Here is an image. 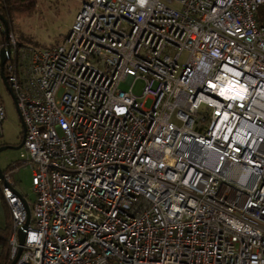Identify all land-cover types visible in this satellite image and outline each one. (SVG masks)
I'll return each mask as SVG.
<instances>
[{
  "label": "built area",
  "instance_id": "1",
  "mask_svg": "<svg viewBox=\"0 0 264 264\" xmlns=\"http://www.w3.org/2000/svg\"><path fill=\"white\" fill-rule=\"evenodd\" d=\"M262 3L83 0L60 42L7 30L13 264H264ZM137 77L142 94L118 87ZM6 118L0 95V135ZM23 163L32 204L10 179Z\"/></svg>",
  "mask_w": 264,
  "mask_h": 264
},
{
  "label": "rangeland",
  "instance_id": "2",
  "mask_svg": "<svg viewBox=\"0 0 264 264\" xmlns=\"http://www.w3.org/2000/svg\"><path fill=\"white\" fill-rule=\"evenodd\" d=\"M83 0H37L33 13L23 15L13 20L11 30L15 34L17 41L25 45L44 46L51 43L62 41L63 35L72 23L76 12L78 11ZM256 19L261 18L260 23L264 24V3L259 5L256 11ZM258 20V19H257ZM4 29V27H3ZM2 31L0 30V40ZM42 44V45H41ZM186 53L180 56V63L183 62ZM144 81L137 77L130 84L127 80H120L119 88L128 89L130 86L132 91L140 95L142 94ZM2 94L7 103L8 116L1 126V141H8L12 145H16L21 141L20 132V115L16 108L13 95L1 80ZM61 89L57 92L60 95ZM145 106L151 104L150 97L140 98ZM15 126L16 129H15ZM19 151L16 148H5L0 150V168L5 169L10 166L12 161L18 160ZM10 179L16 184L28 201L31 203L35 197V192L31 182V168L27 164H20L17 168L13 167ZM32 204V203H31Z\"/></svg>",
  "mask_w": 264,
  "mask_h": 264
},
{
  "label": "trees",
  "instance_id": "3",
  "mask_svg": "<svg viewBox=\"0 0 264 264\" xmlns=\"http://www.w3.org/2000/svg\"><path fill=\"white\" fill-rule=\"evenodd\" d=\"M37 0H0V15L7 23V28L11 30V24L14 19L33 13L36 7ZM263 4V3H262ZM258 22L261 21V18H257ZM262 22V21H261ZM264 22V21H263ZM260 23V22H259ZM262 24V23H260ZM3 22L0 19V30L2 31L1 40L5 39V31L3 29ZM57 43V41L55 42ZM42 45V44H41ZM36 46V45H35ZM46 46V45H44ZM40 47V46H39ZM4 143H0L2 145ZM4 169H1L3 171ZM9 231V224L4 228H0V243L2 245V253L0 257V264H9L11 259H8V244H7V235Z\"/></svg>",
  "mask_w": 264,
  "mask_h": 264
},
{
  "label": "water",
  "instance_id": "4",
  "mask_svg": "<svg viewBox=\"0 0 264 264\" xmlns=\"http://www.w3.org/2000/svg\"><path fill=\"white\" fill-rule=\"evenodd\" d=\"M0 19L2 20L3 22V26H4V31L5 33L7 32L8 28H7V23L6 21L3 19V17L0 15ZM10 53V47L9 46H2L1 49H0V75H1V78L3 79V82L4 84L6 85L7 89L12 93V90H11V87L9 86V84L7 83V80L5 78V75L3 73V70H2V65L5 61V59L7 58V56L9 55ZM13 95V93H12ZM21 123H22V126H23V122L21 120ZM22 141H23V136L21 138V141L16 144V145H10V144H3V145H0V150L2 149H5V148H8V147H14V148H19L22 144ZM2 174V171H1V168H0V175ZM27 212H28V215H27V219L25 221V223L23 224L22 227H20L18 229V241L20 244L23 243V240H24V234H25V227H26V224L28 223V220H29V207L27 206ZM21 251V247L18 248V252H17V255L16 257L19 255ZM15 261V258L9 263V264H13Z\"/></svg>",
  "mask_w": 264,
  "mask_h": 264
},
{
  "label": "crops",
  "instance_id": "5",
  "mask_svg": "<svg viewBox=\"0 0 264 264\" xmlns=\"http://www.w3.org/2000/svg\"><path fill=\"white\" fill-rule=\"evenodd\" d=\"M1 80L3 81V79L1 78V75H0V85H1ZM4 83V82H3ZM5 85V84H4ZM6 86V85H5ZM7 88V87H6ZM10 92V91H9ZM11 93V92H10ZM12 94V93H11ZM0 95L3 97V94H2V89L0 87ZM3 100H4V97H3ZM5 102V106H6V110H7V103L6 101L4 100ZM7 113H8V110H7ZM8 116V114H7ZM4 121V120H3ZM3 121L1 123V126L3 125ZM17 126H15V129H16ZM20 132H21V135L23 133V126H22V123H21V118H20ZM0 143H4V144H10V142L8 141H1ZM3 145V144H2ZM12 145V144H10ZM9 148V147H8ZM14 148V147H12ZM16 150H18V148H16ZM19 151V150H18ZM13 162V161H12ZM10 222V215H9V211H8V208L2 198V195H1V192H0V228H4L5 226H7Z\"/></svg>",
  "mask_w": 264,
  "mask_h": 264
}]
</instances>
